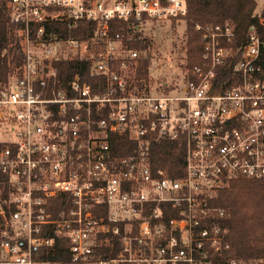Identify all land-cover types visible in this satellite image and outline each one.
<instances>
[{
    "label": "built area",
    "instance_id": "1",
    "mask_svg": "<svg viewBox=\"0 0 264 264\" xmlns=\"http://www.w3.org/2000/svg\"><path fill=\"white\" fill-rule=\"evenodd\" d=\"M6 6L22 61L5 73L15 49L0 45V264H244L229 254L227 208L210 199L233 180L264 177V38L256 27L235 48L229 23L197 24L202 61L167 88L139 74L141 53L115 20L143 29L149 18L185 15L186 0ZM87 20L96 23L88 38L51 27ZM72 57L88 60L102 82L79 72L63 82L56 61ZM231 58L225 87L218 72ZM117 134L134 141L130 154L114 151ZM156 134L186 139L184 175L153 165ZM63 192L72 206L54 216L52 198ZM168 209L178 215L166 217ZM58 237L70 243L68 260L34 257Z\"/></svg>",
    "mask_w": 264,
    "mask_h": 264
},
{
    "label": "trees",
    "instance_id": "2",
    "mask_svg": "<svg viewBox=\"0 0 264 264\" xmlns=\"http://www.w3.org/2000/svg\"><path fill=\"white\" fill-rule=\"evenodd\" d=\"M0 5V45L7 47L10 52L14 50L13 57H7L2 69L6 73L9 69L22 61V51L19 43H11L15 39L14 27L10 22L7 11V0H2ZM188 11L178 17L187 25V52L186 68L190 71L202 61L203 43L197 24H225L229 23L235 31L233 46L235 48L245 45L248 41L250 27L255 26L264 38V28L260 24V17L264 13L258 12L257 0H186ZM115 20V19H114ZM175 20V18H173ZM117 27L126 35L131 34L129 44L137 48L141 53L139 74L144 77L150 75L153 63V54L150 50V38L143 33L138 24H132L124 19H117ZM140 23V20H136ZM63 35L72 33L80 38H88L95 29L96 23L92 20L82 21L78 26L70 27L68 22L61 25H52ZM114 30L115 28L112 27ZM236 58H231L230 63L222 67L218 72V79L226 87L231 86L229 80ZM10 62H14L11 65ZM262 76H264V49L260 57ZM59 76L65 82L70 76L79 72L82 77L92 84L95 80L102 79L92 74L91 63L79 57L60 58L56 61ZM239 79V77L237 78ZM118 144H113L118 156L130 154L135 149V143L128 135H114ZM152 163L156 168H163L167 175L176 178L184 175L186 169L187 141L180 137L171 139L154 135L151 139ZM54 216H59L64 210L72 206V196L63 192L52 198ZM210 203L227 208V216L221 221L229 228V240L231 257L241 260L244 264L264 259V177L253 179L243 178L231 181L222 188L216 197L210 199ZM166 217L178 215L174 210L168 209ZM46 235H55L54 230H49ZM70 243L63 237H58L53 247H44L34 251V257L38 260L54 259L68 260L70 258ZM109 249H106L108 252ZM218 260V259H217Z\"/></svg>",
    "mask_w": 264,
    "mask_h": 264
},
{
    "label": "rangeland",
    "instance_id": "3",
    "mask_svg": "<svg viewBox=\"0 0 264 264\" xmlns=\"http://www.w3.org/2000/svg\"><path fill=\"white\" fill-rule=\"evenodd\" d=\"M0 0V5L2 4ZM258 12L264 13V0H257ZM143 33L150 38L153 63L149 78L154 85L166 82L173 88L185 82L187 25L181 18H149L143 23Z\"/></svg>",
    "mask_w": 264,
    "mask_h": 264
}]
</instances>
